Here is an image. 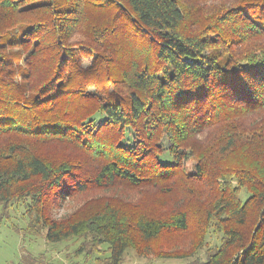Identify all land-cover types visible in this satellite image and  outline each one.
<instances>
[{
	"label": "trees",
	"instance_id": "1",
	"mask_svg": "<svg viewBox=\"0 0 264 264\" xmlns=\"http://www.w3.org/2000/svg\"><path fill=\"white\" fill-rule=\"evenodd\" d=\"M18 208L82 264L211 234L190 264H264V0H0V223Z\"/></svg>",
	"mask_w": 264,
	"mask_h": 264
},
{
	"label": "rangeland",
	"instance_id": "2",
	"mask_svg": "<svg viewBox=\"0 0 264 264\" xmlns=\"http://www.w3.org/2000/svg\"><path fill=\"white\" fill-rule=\"evenodd\" d=\"M87 64L88 61L85 60ZM66 202L58 212L63 215L65 212L73 209L74 202L66 206ZM22 208L12 210L10 217L4 219L0 223V264H17L23 254L28 253L31 256L37 257L42 255V263L44 264H82L81 257H74V247H63V245L47 244L43 236H33L26 231V218H23ZM219 236L211 234L207 239V247L213 248L217 245ZM198 252L192 258L172 259V258H157L154 255L145 257H137L136 254L128 250L126 252L124 264H190L195 258L204 261L206 259L205 250Z\"/></svg>",
	"mask_w": 264,
	"mask_h": 264
}]
</instances>
